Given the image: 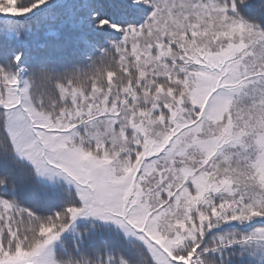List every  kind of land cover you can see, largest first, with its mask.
<instances>
[{"label":"snow or ice","instance_id":"1","mask_svg":"<svg viewBox=\"0 0 264 264\" xmlns=\"http://www.w3.org/2000/svg\"><path fill=\"white\" fill-rule=\"evenodd\" d=\"M0 264H264V0H0Z\"/></svg>","mask_w":264,"mask_h":264},{"label":"trees","instance_id":"2","mask_svg":"<svg viewBox=\"0 0 264 264\" xmlns=\"http://www.w3.org/2000/svg\"><path fill=\"white\" fill-rule=\"evenodd\" d=\"M40 43H41V44H47L48 41H47L46 39H43V38H42V39L40 40Z\"/></svg>","mask_w":264,"mask_h":264}]
</instances>
